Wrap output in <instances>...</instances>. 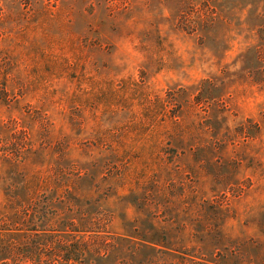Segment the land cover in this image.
I'll return each instance as SVG.
<instances>
[{
    "label": "rangeland",
    "instance_id": "rangeland-1",
    "mask_svg": "<svg viewBox=\"0 0 264 264\" xmlns=\"http://www.w3.org/2000/svg\"><path fill=\"white\" fill-rule=\"evenodd\" d=\"M0 264H264V0H0Z\"/></svg>",
    "mask_w": 264,
    "mask_h": 264
}]
</instances>
